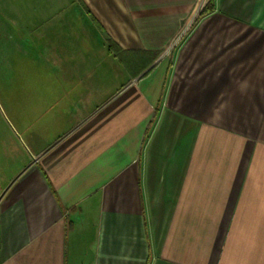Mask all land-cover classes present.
I'll list each match as a JSON object with an SVG mask.
<instances>
[{
    "label": "crops",
    "instance_id": "1",
    "mask_svg": "<svg viewBox=\"0 0 264 264\" xmlns=\"http://www.w3.org/2000/svg\"><path fill=\"white\" fill-rule=\"evenodd\" d=\"M55 1L81 100L28 147L0 123V264H264V0ZM100 42L129 105L58 68Z\"/></svg>",
    "mask_w": 264,
    "mask_h": 264
},
{
    "label": "rangeland",
    "instance_id": "2",
    "mask_svg": "<svg viewBox=\"0 0 264 264\" xmlns=\"http://www.w3.org/2000/svg\"><path fill=\"white\" fill-rule=\"evenodd\" d=\"M59 4L55 0H0V123L7 127V122L10 130L19 132L27 147L29 132L41 131L48 140L60 131L50 123L53 115L50 108L67 106L73 99L75 104L81 100V82L56 77L58 50L52 40L50 14ZM74 49L69 56L70 64H66L67 59L58 60L61 61L58 68L92 75L90 84L98 90L95 91L98 98L89 96L88 100H105L102 103L105 106L129 105V96L117 92L126 83L119 60L110 56L101 42L94 50L75 46ZM59 53L65 56V47ZM63 148L59 146L55 151Z\"/></svg>",
    "mask_w": 264,
    "mask_h": 264
},
{
    "label": "trees",
    "instance_id": "3",
    "mask_svg": "<svg viewBox=\"0 0 264 264\" xmlns=\"http://www.w3.org/2000/svg\"><path fill=\"white\" fill-rule=\"evenodd\" d=\"M214 3H215V0H210L205 10L200 14L199 19L207 15L210 11L214 9ZM107 42H108L109 50H111L112 52L114 50V44L111 39H107ZM115 50H116L117 56L121 59L125 68H127L129 72H131V74L133 73L134 76L139 75L144 69L147 68L148 64H144L143 60L138 58L137 61L135 62L136 64L138 63L137 66H135L137 70L132 72L131 70L132 66L129 65L128 60L126 59V55H124L123 51L120 50L119 48H116Z\"/></svg>",
    "mask_w": 264,
    "mask_h": 264
}]
</instances>
